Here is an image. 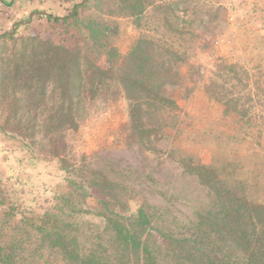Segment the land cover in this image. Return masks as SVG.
Masks as SVG:
<instances>
[{"label": "trees", "instance_id": "16d2710c", "mask_svg": "<svg viewBox=\"0 0 264 264\" xmlns=\"http://www.w3.org/2000/svg\"><path fill=\"white\" fill-rule=\"evenodd\" d=\"M69 1L71 5L77 2ZM118 1L121 13L138 18L148 7L171 10L191 0ZM38 3L0 0V31L6 33L0 42L8 40L12 45L9 58H0V97L7 99L0 130L32 141L43 129L46 136L57 135L58 139L66 131L78 130L90 102L114 95L112 88L118 87L129 108L125 149L117 156L100 157L102 163L97 165L88 163L72 170L91 177L87 188L83 178L72 182L86 194L93 189L103 205L104 233L115 247L114 260L118 264H264V156L251 155L247 166L236 149L221 160L217 151L206 165L173 145L171 135L175 134L169 131L180 128L181 106L169 88L182 79L179 64L184 59L173 41L142 35L122 53L113 42L119 25L99 17L86 18L85 34L72 47L38 33L27 34L28 26L23 23L9 34L15 23L28 19L22 9H28V15L36 12L34 20L45 17L66 23L80 19V5L65 18L37 10ZM58 8L63 11L69 6L58 0ZM168 26L172 27L170 22ZM104 55L112 63L107 73L99 69ZM220 61L224 64L217 75L196 88L219 102L225 117L238 118L240 129L248 130L247 139L254 135L249 125L256 116V99H264V60L253 64L231 58ZM40 114L47 115L43 124L36 122ZM24 116L30 119L23 120ZM53 153L71 170L60 150ZM150 156V165H142ZM131 200L137 210L122 215L130 211ZM64 205L72 213L80 212L68 199ZM0 207L4 217L44 233L49 240L41 243L58 247L65 258L79 264H113L105 252H82L71 234L73 229L58 212L49 209L36 217L1 193ZM5 236L0 232V264H23L21 245Z\"/></svg>", "mask_w": 264, "mask_h": 264}, {"label": "rangeland", "instance_id": "374dc122", "mask_svg": "<svg viewBox=\"0 0 264 264\" xmlns=\"http://www.w3.org/2000/svg\"><path fill=\"white\" fill-rule=\"evenodd\" d=\"M65 1L69 9L63 11L57 9L58 0H39L35 7L46 15L53 14L56 17L66 18L73 13L74 6L80 5L78 21L70 19L66 23L55 22L45 17L34 20L36 12H33L32 21L23 23L28 26L25 33H38L42 37L52 38L56 43L72 47L81 38L79 36L85 34L86 18L99 17L115 21L119 25L116 36H113V42L119 46L122 53L128 51L134 40L142 35L166 40L170 38L184 56L179 64L182 79L179 84L169 88L181 106L180 128L177 131H169L170 134H175V136L171 135L173 145L196 155L206 165L212 163L217 151V157L221 160L225 154L236 149L239 152L238 156L243 158L246 165L253 159L254 156L251 157V155L264 156V99L261 101L256 99L255 103L258 106L256 116L249 125V132L253 130L254 135L246 139L245 132L248 130L240 129L242 122L234 116L225 117L222 105L211 100L202 88H196L209 83L217 75L224 64L220 61L221 58H231L252 64L264 60V0L182 1L171 10H156L152 6L148 7L142 17L138 18H131L121 13L118 0H77L73 5L71 1ZM22 10L21 12H26L28 16V19L23 21H28L32 12L28 15V9ZM26 15L24 17H27ZM163 17H166L165 21ZM169 22L170 26L172 25L171 28L168 26ZM188 30L190 33L187 36L184 35L183 33ZM4 32L0 31V34ZM186 41V45L182 46L181 44ZM11 48L10 41L0 42V58H9ZM110 68H112L110 57L104 55L100 60L99 69L106 72ZM261 86L264 87V85ZM112 89L115 92L114 95L111 93L108 98L99 97L88 104V110L85 116L81 117L77 131H66L58 139H55L57 135L46 136L42 132L43 129L32 141L22 140L21 137L14 138L0 130V137L19 142L28 149L32 158L41 160V170L46 166V173H50L45 178L44 184L50 187V190L44 188L45 193L49 194L46 198L44 191L40 192L42 188L36 185L37 188L32 190L30 196L23 194L16 197L13 187L17 180L21 182L18 178L20 175L14 176L10 173V177H7L10 179H0V193L8 200L11 198L10 200L20 203L25 210L36 213V217L49 209L58 212L61 219L71 226V230L73 229V231L69 230L77 238L76 242L82 252L99 250L110 256L113 264H118L114 260L115 247L110 237L104 233L106 222L103 213L106 211L103 205L93 193V189H89L88 192L91 193L86 194L81 189H77L72 182V180L79 182L83 178L82 180L87 182L84 184L87 188L86 185L89 183L87 180L91 177L88 174L79 176L75 173L76 171L72 173V170L83 164L97 165L102 163L100 157L117 156L115 154L122 153L125 149V142L129 136L128 102L118 87L115 86ZM47 103L52 104L48 100ZM6 114L7 99L0 97V126L5 121ZM28 119H30L29 116L23 117V120ZM46 121L47 115L40 114L36 118L37 124H43ZM243 139H245L244 142ZM55 149L60 150L61 156H65L68 163L72 165L71 170L61 163V157H54ZM1 156V160L6 161V156L3 157V154ZM151 159L152 156L150 160H144L142 165H150ZM55 160L57 163L54 168L51 164ZM1 165L0 161V170H2ZM50 169L51 172H49ZM54 169L57 170L56 179L50 178L54 175ZM0 173L3 174L2 171ZM2 174H0L1 177ZM25 184L30 188L27 182ZM67 199L80 212L72 213L71 209L64 205ZM36 201L40 203L35 209V206L29 207L30 203L33 204ZM129 206L130 211L122 215L130 216L131 211L135 212L138 208L134 200L129 201ZM0 208V232L6 235L7 241L18 242L21 245V263L79 264L65 258L58 247L41 243L42 239L49 240L44 233L33 230L16 218L4 217L1 214L4 208ZM131 221L132 218L126 224H131Z\"/></svg>", "mask_w": 264, "mask_h": 264}, {"label": "crops", "instance_id": "0c3cea01", "mask_svg": "<svg viewBox=\"0 0 264 264\" xmlns=\"http://www.w3.org/2000/svg\"><path fill=\"white\" fill-rule=\"evenodd\" d=\"M0 153L3 154V157L6 156V161H4L3 159L1 160L2 156L0 154V161L2 163L1 165L2 170L0 171L3 172V174L0 173L2 174V177L0 176V179L1 180L10 179L7 178L10 177L9 173L14 176L20 175V177L18 178L21 182L19 183L17 180V182H14V187H13V190H15L16 192V197H18L19 195L23 196V194H25L26 196H30V194H32V190L37 188L36 186L42 188L40 192L44 191L45 193L44 188H49L50 190V187L44 185L45 178L50 175V173L48 174L45 171L46 166H44L43 167L44 169L41 170L40 167L41 160L35 159L34 157L32 158L31 153L28 151V149L27 148L25 149L24 146L21 145L19 142H17L16 140L11 141L10 139L0 137ZM56 163H57L56 160L53 162V164H51V162L49 163L47 162V164H51V166H54V168L56 166ZM56 171H57L56 169L53 170L54 175L50 176V178L53 177L54 179H56V173H57ZM49 172H51V169L49 170ZM26 182L30 188L27 187V185L25 184ZM30 184L32 186L36 185L35 188H31L32 186H30ZM52 190L53 188L51 189V191ZM47 194L46 196H44L45 198L48 197L49 194L48 195ZM31 201H35V200H31ZM39 203L40 202L38 201L34 202L33 204L30 203L29 207L32 208L33 206H35L34 207L35 209ZM21 208L23 209V206Z\"/></svg>", "mask_w": 264, "mask_h": 264}, {"label": "water", "instance_id": "95a60500", "mask_svg": "<svg viewBox=\"0 0 264 264\" xmlns=\"http://www.w3.org/2000/svg\"><path fill=\"white\" fill-rule=\"evenodd\" d=\"M75 11H76V6L73 7V14L75 13ZM30 15H31V16H30L29 20H28V21H22V23H25V22L30 23V22L32 21V19H33V15H34V13L32 12ZM20 23H21V22L16 23V24L13 26L12 30H11L10 32H8V33H9V34H14L15 31H16V29H17V27L19 26ZM4 34H6V33L4 32V33L0 34V36H2V35H4Z\"/></svg>", "mask_w": 264, "mask_h": 264}]
</instances>
